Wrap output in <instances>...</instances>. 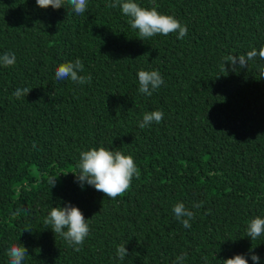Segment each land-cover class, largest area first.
<instances>
[{
	"label": "trees",
	"instance_id": "16d2710c",
	"mask_svg": "<svg viewBox=\"0 0 264 264\" xmlns=\"http://www.w3.org/2000/svg\"><path fill=\"white\" fill-rule=\"evenodd\" d=\"M110 2L87 0L77 15L66 0L55 10L0 0V54L16 56L0 66V264L17 243L23 264H173L182 253L183 264L235 254L264 264V235L246 236L247 222L264 218V77L259 58L222 67L264 43V0H155L187 34L143 41ZM77 58L91 82L58 81L56 67ZM139 70H158L164 84L140 93ZM17 88L30 91L17 99ZM155 110L163 120L139 128ZM101 146L130 155L139 171L116 199L71 173L81 151ZM177 202L194 212L190 228L175 217ZM66 203L88 219L79 252L44 224Z\"/></svg>",
	"mask_w": 264,
	"mask_h": 264
},
{
	"label": "clouds",
	"instance_id": "9594fccd",
	"mask_svg": "<svg viewBox=\"0 0 264 264\" xmlns=\"http://www.w3.org/2000/svg\"><path fill=\"white\" fill-rule=\"evenodd\" d=\"M71 10L77 14L85 13L87 0H66ZM36 5L41 9L48 7L59 9L64 7L65 0H35ZM152 7H142L136 0H111L107 5L110 8H119L122 15L128 17V23L132 29L138 30V39L144 40L157 34L168 35L178 33L177 39H183L187 34V27L182 25L171 15L162 14L157 11L158 5L152 0ZM65 8V7H64ZM259 58L257 68L260 77H264V43L259 48H251L246 54L228 55L224 57L223 71H227L225 65H231L232 69L246 68L248 62ZM16 62L13 52L0 54V66L10 67ZM84 71V66L79 58L74 62L67 61L60 63L55 69V78L58 81L71 80L77 84L91 82V75H80ZM139 92L147 96L158 90L164 84V80L158 70H139L137 72ZM30 91L29 88H17L12 95L17 99L25 97ZM164 118V113L160 110L145 112L142 122L138 126L141 129L150 126L153 122L159 124ZM35 146V145H34ZM79 171L71 172L75 177V182L81 188L85 184L92 186L96 191L104 194L105 197L116 199L122 196L131 186L133 178H139V171L134 159L130 155H125L118 150H110L105 147L90 148L79 153V161L75 166ZM64 174V173H61ZM67 174V173H66ZM65 174V175H66ZM60 175V174H58ZM57 175V176H58ZM57 176L49 178L50 189L55 186ZM194 208L201 207L200 203L193 205ZM177 220L185 228H190V221L194 219V212L189 210L182 202H177L172 209ZM19 214V210L13 215ZM88 219L78 207L66 203L64 207H51L44 224L50 226L54 235L62 237L73 250L79 252L85 238L89 235ZM264 235V218L253 217L247 222L246 236L252 240ZM251 252V249L249 250ZM28 255L27 249L20 244H12L7 249L9 264H23ZM129 255L124 245H118L116 256L124 260ZM186 254L178 255L173 264H183ZM253 264H260V258L256 254L250 256ZM206 259V258H205ZM221 264H248V260L242 254H235L229 258L221 259Z\"/></svg>",
	"mask_w": 264,
	"mask_h": 264
}]
</instances>
